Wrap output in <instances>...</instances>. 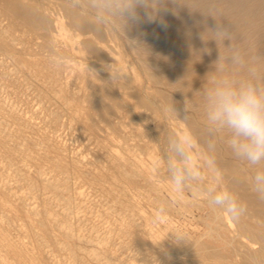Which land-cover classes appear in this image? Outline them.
Masks as SVG:
<instances>
[{
	"label": "rangeland",
	"instance_id": "374dc122",
	"mask_svg": "<svg viewBox=\"0 0 264 264\" xmlns=\"http://www.w3.org/2000/svg\"><path fill=\"white\" fill-rule=\"evenodd\" d=\"M18 1L41 5L47 23L0 0V264H229L194 189L227 190L225 163L254 175L223 136L213 149L200 139L197 91L230 43L209 40L216 23L264 73V0H175L163 24L127 36L98 25L82 0L68 5L101 33L77 25L64 0ZM185 128L218 171L205 165L178 192L163 161L169 134Z\"/></svg>",
	"mask_w": 264,
	"mask_h": 264
},
{
	"label": "clouds",
	"instance_id": "9594fccd",
	"mask_svg": "<svg viewBox=\"0 0 264 264\" xmlns=\"http://www.w3.org/2000/svg\"><path fill=\"white\" fill-rule=\"evenodd\" d=\"M95 22L111 26L125 33L142 23L156 22L168 6L177 5L175 0H82ZM217 44V37L225 45V53L219 51L211 70L205 76L197 92L201 96L203 121L212 138L223 136L235 158L255 169L252 178L253 191L264 199V73L251 62L245 53L231 45L230 32L223 24L208 28ZM127 36V35H126ZM219 50V49H218ZM111 79L113 76L111 75ZM177 119L187 120V109L182 115L173 106L168 109ZM197 139L187 128L172 131L167 139L164 158L171 185L175 191L192 187L200 179L205 165L213 171L214 157L209 156L202 164L197 154ZM214 142L209 143V149ZM214 209L226 213L237 221L246 212V206L228 190L213 193L208 201Z\"/></svg>",
	"mask_w": 264,
	"mask_h": 264
},
{
	"label": "bare ground",
	"instance_id": "6f19581e",
	"mask_svg": "<svg viewBox=\"0 0 264 264\" xmlns=\"http://www.w3.org/2000/svg\"><path fill=\"white\" fill-rule=\"evenodd\" d=\"M68 2L69 3H80L81 0H64V3L62 5L63 9L70 16H72L73 21L77 25L82 26L87 29L94 28L99 33L102 32L98 26H95L92 23L89 16L78 15L70 7V5H68ZM3 3L9 12H12L13 14L18 16L25 22H28L30 24H41V25H44L47 23L45 17L40 12V9L42 8L41 5H38L36 7L32 5L28 6L22 2H19L18 0H3ZM208 9L211 10V8H208ZM245 32H247V30ZM173 45L175 46L174 43ZM193 127L197 129L196 125H193ZM196 132L203 142H206L208 144L210 142H214V138L210 137L207 131L197 130ZM250 168H251L252 174L254 175L255 169L252 167ZM222 169L224 173L226 174V178L229 180L227 190L234 193L239 198V200L246 206V212L240 217L239 220L233 221L226 213L222 212L219 209H214L213 207L209 205L208 201L211 196L206 195L203 189L195 188L194 193L197 196L203 197V200L205 201V203H207L209 207L211 208V216L213 218L214 224L218 225V228H214V227L212 228V233L210 234L211 235L210 237L212 238L213 241H218L220 243L219 245L221 246L222 250L225 251L227 258L230 260L229 264H264V199H261L253 191L252 182L250 181L249 177H245L243 174L242 175L240 174V177L234 176V174H239L238 169L232 167V165L228 163H225L222 166ZM50 186L51 188H56V186L53 184H50Z\"/></svg>",
	"mask_w": 264,
	"mask_h": 264
}]
</instances>
